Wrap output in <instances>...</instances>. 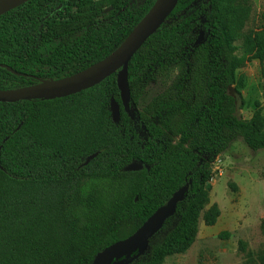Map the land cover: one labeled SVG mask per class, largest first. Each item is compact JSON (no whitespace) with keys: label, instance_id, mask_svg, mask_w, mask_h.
<instances>
[{"label":"trees","instance_id":"trees-1","mask_svg":"<svg viewBox=\"0 0 264 264\" xmlns=\"http://www.w3.org/2000/svg\"><path fill=\"white\" fill-rule=\"evenodd\" d=\"M153 1L27 0L0 14V89L99 61ZM246 15L245 0H177L128 61L130 115L116 72L63 97L0 102V264H91L180 189L172 215L123 264H164L191 245L199 217L215 222V203L203 211L211 162L237 138L252 151L264 148L259 108L236 117L226 93L233 85L240 96L236 68L245 59L264 61V24L244 35L247 56L233 55ZM169 73L138 108L148 82ZM237 249L240 264H264V247L238 240Z\"/></svg>","mask_w":264,"mask_h":264},{"label":"rangeland","instance_id":"rangeland-1","mask_svg":"<svg viewBox=\"0 0 264 264\" xmlns=\"http://www.w3.org/2000/svg\"><path fill=\"white\" fill-rule=\"evenodd\" d=\"M245 4L247 15L233 41L235 57L247 56L244 35L264 24V0H245ZM172 76L169 73L149 81L137 107L162 90ZM236 76L243 78L239 88L243 105L235 107V116L249 118L256 108L264 116V61L245 59L236 68ZM207 185L208 201L203 211L215 203L219 210L215 222L204 225L199 217L191 245L183 253L165 257L164 264H240L238 240L249 250L264 247V148L252 151L235 139L211 162Z\"/></svg>","mask_w":264,"mask_h":264},{"label":"water","instance_id":"water-1","mask_svg":"<svg viewBox=\"0 0 264 264\" xmlns=\"http://www.w3.org/2000/svg\"><path fill=\"white\" fill-rule=\"evenodd\" d=\"M25 1L27 0H0V14ZM176 2L177 0H154L123 40L105 57L85 69L56 79L39 80L35 84L19 88L0 89V102L63 97L91 87L109 74L116 72L115 81L120 103L124 112L130 115L127 83L128 61L144 40L166 19ZM200 39L201 32L194 44H197ZM226 93L234 98L235 107L240 105V96L232 85L227 86ZM110 114L112 119L117 121L119 107L114 101L110 102ZM137 168L138 166L134 164L127 166V169ZM183 193L184 189L178 190L176 195L171 196L163 205L157 207L130 235L96 253L91 264H123L138 256L146 249L148 239L159 230L164 220L172 215L175 203L182 199Z\"/></svg>","mask_w":264,"mask_h":264}]
</instances>
